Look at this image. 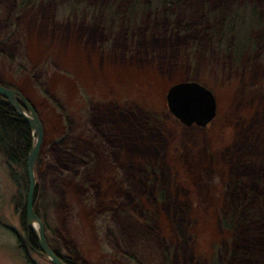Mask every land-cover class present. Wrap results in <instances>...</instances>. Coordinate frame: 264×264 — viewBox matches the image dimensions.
<instances>
[{
    "label": "rangeland",
    "instance_id": "1",
    "mask_svg": "<svg viewBox=\"0 0 264 264\" xmlns=\"http://www.w3.org/2000/svg\"><path fill=\"white\" fill-rule=\"evenodd\" d=\"M188 81L215 94L205 127L168 110ZM0 82L43 125L35 209L53 251L75 264H264V0H0ZM13 174L0 153V264H52L18 246L28 183ZM237 199L253 216L232 260L221 222Z\"/></svg>",
    "mask_w": 264,
    "mask_h": 264
},
{
    "label": "water",
    "instance_id": "2",
    "mask_svg": "<svg viewBox=\"0 0 264 264\" xmlns=\"http://www.w3.org/2000/svg\"><path fill=\"white\" fill-rule=\"evenodd\" d=\"M0 95L17 114L24 118L33 134L32 147L26 161L28 175L26 225L37 238L40 252L44 257L52 264H68L50 247L45 236L43 223L35 209L36 164L44 136L40 117L33 105L20 91L0 84ZM167 101L170 111L186 126L197 124L205 127L215 119L217 114V102L213 92L197 82H183L174 85L167 94Z\"/></svg>",
    "mask_w": 264,
    "mask_h": 264
},
{
    "label": "trees",
    "instance_id": "3",
    "mask_svg": "<svg viewBox=\"0 0 264 264\" xmlns=\"http://www.w3.org/2000/svg\"><path fill=\"white\" fill-rule=\"evenodd\" d=\"M157 1L163 7L168 8L171 7V5L174 4L177 0H157ZM223 24L225 25V23ZM32 138H33L32 131L29 125L24 120V118H22L19 114H17L0 95V153L4 156L10 171L15 173L12 175L13 180L15 182L23 183L24 187H27V183H28L26 161L32 147ZM245 196L246 198L244 197V199L247 200V195ZM160 198L162 201L165 202V201H169L170 196H168V194L165 191H162L160 192ZM244 199L242 200L245 202ZM242 203L243 202H239V199L234 201L232 212H230V214L227 216V219H223L221 222V227L223 229L227 228L230 231L233 230L232 232L234 233L233 236L235 238L234 240L235 249L233 250L232 260H234L236 256H239L241 254V252L238 251V249L241 245V241L243 240V233H244L243 227L245 224H247L250 221V219L253 216L252 212L249 211L248 209H245L243 207L241 210ZM176 208L181 209L180 212H177L175 214L176 216H179V213L184 214L183 211L189 209L188 206L186 205L185 206L186 209L184 210V208H182L180 204L179 206L177 205ZM183 216L180 214L181 219L185 221L186 218ZM26 230H27L26 240H21V238L18 239L19 248L24 253L25 244H28L33 251L39 250L40 247L34 233L27 226H26ZM191 239H192L191 236L190 238L187 236V238L185 239V242L187 244H184V248L186 251H188L193 255L194 254L192 251L193 246L189 244ZM54 252L68 264L78 263V262L73 263L69 259L62 257L59 254V252L55 250ZM219 252L222 255H225L224 253L226 252L231 253V251L229 252V247L225 249L224 253H223V249H221V251L219 250ZM184 256L187 257L185 253ZM25 257L27 258V256Z\"/></svg>",
    "mask_w": 264,
    "mask_h": 264
}]
</instances>
